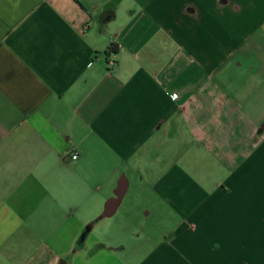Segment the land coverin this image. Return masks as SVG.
Wrapping results in <instances>:
<instances>
[{"label":"crops","instance_id":"1","mask_svg":"<svg viewBox=\"0 0 264 264\" xmlns=\"http://www.w3.org/2000/svg\"><path fill=\"white\" fill-rule=\"evenodd\" d=\"M263 124L264 0H0V264H264ZM124 169L146 245L66 261Z\"/></svg>","mask_w":264,"mask_h":264},{"label":"rangeland","instance_id":"2","mask_svg":"<svg viewBox=\"0 0 264 264\" xmlns=\"http://www.w3.org/2000/svg\"><path fill=\"white\" fill-rule=\"evenodd\" d=\"M143 176L144 174L142 173V177ZM127 177L131 181V187L129 188V191L119 211L113 218L108 219L105 225L98 227L91 234L90 239L94 241L98 238L108 245H122L127 247L128 260L135 262L133 259H131L130 255L135 254L134 247H137L139 244H144L142 243L145 240L143 231L146 230V232H148V223L145 216L149 212V209H153V206L151 205L158 203H156L157 201L154 200L155 198H153L154 195L152 192L150 193L149 189L147 188V180H145V176L143 181L141 179V175L137 171L136 174L135 172L128 171ZM178 222L179 219H172V228L170 229H166L168 227L163 226L162 222H155V230L158 233L172 232L173 228L177 227ZM156 226H158V228H156ZM204 234L208 235V237L205 236L206 245L211 247L213 245L215 246V243H218L216 238L211 237L213 234L212 229H205ZM138 238L140 240H137ZM148 252L149 250H144L143 252L139 251V253H141L139 255L140 261L143 260ZM215 253H217V251ZM93 255L94 253L91 254V256Z\"/></svg>","mask_w":264,"mask_h":264},{"label":"water","instance_id":"3","mask_svg":"<svg viewBox=\"0 0 264 264\" xmlns=\"http://www.w3.org/2000/svg\"><path fill=\"white\" fill-rule=\"evenodd\" d=\"M264 131V124L261 126ZM130 181L127 177L126 170L124 169L118 182L117 186L113 191L112 196L105 202L103 210L99 216L90 221L81 233L76 248L71 254L66 257V261L71 262L75 254L80 250L84 249L86 242L90 238L91 234L100 226L105 225L108 219L113 218L119 211L129 189ZM83 249L81 251H83Z\"/></svg>","mask_w":264,"mask_h":264},{"label":"trees","instance_id":"4","mask_svg":"<svg viewBox=\"0 0 264 264\" xmlns=\"http://www.w3.org/2000/svg\"><path fill=\"white\" fill-rule=\"evenodd\" d=\"M119 52V45L118 44H112L110 46V48L108 49L107 53L110 54V53H114V54H117ZM260 133V132H259Z\"/></svg>","mask_w":264,"mask_h":264},{"label":"built area","instance_id":"5","mask_svg":"<svg viewBox=\"0 0 264 264\" xmlns=\"http://www.w3.org/2000/svg\"><path fill=\"white\" fill-rule=\"evenodd\" d=\"M173 98L177 99V95H173ZM71 158H72V160H77L78 159V154L77 153L73 154Z\"/></svg>","mask_w":264,"mask_h":264},{"label":"flooded vegetation","instance_id":"6","mask_svg":"<svg viewBox=\"0 0 264 264\" xmlns=\"http://www.w3.org/2000/svg\"><path fill=\"white\" fill-rule=\"evenodd\" d=\"M146 216H147V214H146ZM146 216H145V218H147ZM102 247H105V245H102ZM94 252H95V249L92 250L91 254H93Z\"/></svg>","mask_w":264,"mask_h":264}]
</instances>
